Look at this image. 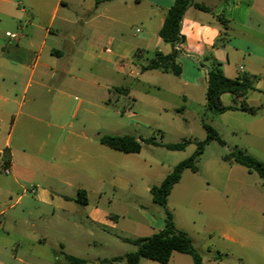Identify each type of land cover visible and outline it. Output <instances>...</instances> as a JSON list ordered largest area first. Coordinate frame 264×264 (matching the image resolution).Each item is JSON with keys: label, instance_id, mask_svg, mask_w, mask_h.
I'll return each instance as SVG.
<instances>
[{"label": "crops", "instance_id": "obj_1", "mask_svg": "<svg viewBox=\"0 0 264 264\" xmlns=\"http://www.w3.org/2000/svg\"><path fill=\"white\" fill-rule=\"evenodd\" d=\"M195 1L211 11L191 6L186 12L182 22L186 42L179 46L181 74L147 72H161L166 76L163 83L173 100L180 103L182 108L179 112L196 109L203 115L210 113L215 117L232 113L226 120L233 131L240 133L233 150L245 148L252 154L257 152L264 156V0ZM175 2L0 0V138L6 129L3 125L11 121L10 133L4 144L6 150L0 145V156L8 154V158L0 163L8 175L5 181H1L0 192L8 202L17 196L16 202L1 213L0 236L2 233L11 234L10 212L21 205L24 215L15 222L22 226V233L14 243L17 250L11 257L19 264H54L61 259L60 254L69 255L64 251L67 246H62L61 251L56 249V240L47 247L49 237L70 238L75 243L76 253L71 256L87 260L82 254L81 247L86 242L83 237L96 233L94 229L103 230V235L107 234L104 237L116 235L117 240L127 242L126 239L133 238H122L115 231L121 235L136 233L137 238H142L165 228V211L151 214L140 210V219L136 220L131 218L130 207L125 204L124 223L121 215L114 212L117 195L131 187L137 173L133 158L142 151L138 154L124 153L102 144L100 130L104 129L101 123L106 125L105 121L100 112L88 109V105L97 106L98 103L86 100L82 95L94 93V87H88V76L98 78L97 74L118 73L125 68L121 64L134 55L139 59L150 56V62L157 52L170 54L172 46L164 42L159 31L166 11ZM218 17L225 20L229 29L224 30ZM133 27L135 33L131 40L127 30ZM223 31L227 34L224 35ZM138 33L140 35H136ZM86 45H89V51L83 49ZM208 57L220 63L224 75L230 79L256 78V90L246 98L249 106L258 109L256 113L208 109ZM22 86L26 87L25 91L28 87H36L29 104L20 97ZM45 92L49 94L48 103L43 99ZM119 92L124 96L132 93L128 88ZM221 100L224 106L235 104L229 93L223 94ZM84 102L87 104L85 108ZM80 110H83V117L79 116ZM15 131L19 138L13 148L11 139ZM195 142L192 140L184 151L175 152L186 153L194 146L190 157L197 149ZM204 163L224 167L218 159L207 158ZM189 171L192 172H184L172 193ZM171 172H166L159 185ZM229 181H224L218 194L213 192L215 197L212 201L226 204L223 195L231 189ZM208 187L213 186L209 184ZM79 191L86 192L87 204L77 201ZM255 192L251 195L252 203L264 215V195ZM30 197L38 205L35 208L33 202L32 205L23 203ZM92 198H97V204L92 203ZM105 201L109 202L108 207L102 206ZM42 205L52 210L40 212L43 211ZM36 208L38 213L34 211ZM174 215L177 227L188 232V225L177 214ZM224 226V230L228 228L226 224ZM102 227L113 232L106 233ZM260 235L258 233L257 239L264 254V236ZM225 236L234 240L227 232ZM115 257L120 256L101 259ZM154 262L143 259L141 264ZM171 262L191 264L193 259L175 252L169 264ZM0 264L7 263L0 257Z\"/></svg>", "mask_w": 264, "mask_h": 264}, {"label": "rangeland", "instance_id": "obj_2", "mask_svg": "<svg viewBox=\"0 0 264 264\" xmlns=\"http://www.w3.org/2000/svg\"><path fill=\"white\" fill-rule=\"evenodd\" d=\"M127 31L128 37L133 40L135 27ZM83 49L89 51V45L84 46ZM149 58L150 56H145L139 59L134 55L121 64L125 68H122L118 73L113 75L96 73L98 78L88 76V87H94V93L89 94V96L82 95L86 100L89 99L98 103L97 106L88 105V109L101 113L106 124L101 123V127L104 129H101L100 132L103 135H129L139 138V141L142 140V152L135 155L132 161L137 168V173L133 177L131 187L117 195L113 204L114 212L121 215L120 218L124 223L126 220H123L125 213L123 205L125 204L130 207L131 218L136 220L140 219V210L151 214H155L157 211H165V208L154 202L150 188L159 185L167 171L173 170L179 162L188 158L194 146L189 148L186 153L175 152L164 147L149 145L147 140L155 139L163 143H180L190 139L205 140L207 133L202 125L204 120L205 123L218 130L226 142V146L217 141L208 144L204 156L199 162V173L188 172L181 185L175 188L169 197L167 208L188 225L186 227L188 228L187 233L191 236L196 250L201 254L203 264H264L262 245L257 239L258 233L262 234L260 236H264V223H262L264 222V215L262 210L251 200V195L255 194V191L264 195V184L257 174L249 173L246 168L239 165L223 164L222 160L224 155L233 150L240 137V133L233 131L229 126L230 123L226 120V117L232 113L215 117L210 113L203 115L201 111L196 109H186L179 112L178 110L182 108L180 103L173 100L163 83L166 76L161 72L141 74L142 67L149 63ZM25 88L22 86L20 97H23L24 101L29 104L31 94L36 87H28L27 91ZM122 88L131 89L132 93L124 96L119 92ZM43 96L44 101L48 103L49 94L45 92ZM86 106L87 104L84 102L83 107ZM81 113L83 110L79 111V116L83 117L84 113L82 115ZM131 113H134L135 116L130 117ZM3 126L6 129H3L0 145L5 151L4 144L10 133L11 121ZM18 136L15 131L11 139L13 148L16 146ZM240 149L264 162V156L260 153L256 152L254 155L245 148ZM6 158H8L7 153L0 156V163ZM207 158L218 159L224 167L205 164ZM7 177L8 175L0 167V184ZM229 179L231 180V189L226 195H223L226 204L212 201L215 197L213 192L218 194L221 191L220 187L224 185V181H229ZM209 184L213 187L209 188ZM228 185H230V181ZM27 189H30L29 185H27ZM6 200V197L0 192V216L2 211L16 202L17 196L13 197V201L8 202ZM27 202L32 205L33 199L31 197L26 198L23 203ZM92 203L97 204V198H92ZM36 206L38 205L33 202V207ZM102 206L108 207L109 202H103ZM41 209L43 211L40 212L43 213L52 210L44 205ZM34 211L35 213L39 212L37 208ZM10 215L11 234L4 235L2 233L3 236H0V249L4 253L0 257L7 264H19L11 257L17 250L14 243L22 233V226L15 222L17 218L24 215L22 206L13 208ZM225 224L228 228L224 230ZM89 225L92 226V223L90 222ZM102 229L106 233L113 232L105 227ZM94 230L96 233L93 235L83 237L86 238V242L81 248L83 256L88 261L86 264H99L101 258H110L114 255L122 257L136 250V246L132 243L123 242L121 239L117 240L116 235H113V238L104 237L107 234L103 235V230ZM226 232L234 240L226 238ZM115 234L133 238V240L134 238L137 239L136 233L125 232L124 235H121L119 231H115ZM69 239L66 240L65 237L60 236L49 237L47 247L52 246L56 240L58 251L62 250V246H67V249L64 250L67 254L71 255L73 252L76 254L75 243ZM59 242H62V245ZM60 257L61 259L54 264H71L64 254H60ZM193 263L191 262V264ZM114 264H125V262ZM170 264L175 263L171 262Z\"/></svg>", "mask_w": 264, "mask_h": 264}, {"label": "trees", "instance_id": "obj_3", "mask_svg": "<svg viewBox=\"0 0 264 264\" xmlns=\"http://www.w3.org/2000/svg\"><path fill=\"white\" fill-rule=\"evenodd\" d=\"M139 2V0H136ZM194 6L200 10L211 11L205 5L197 3L195 0H176L175 4L166 11L164 24L159 31V36L164 42L172 46V52L168 55H163L157 52L150 62L142 67V72L147 71H162L173 73L177 76L181 74V68L178 65V59L181 55L179 46L186 42L185 36L182 34V22L188 9ZM220 23L229 29L225 24V20L218 17ZM223 34L227 33L223 31ZM208 64V87L206 92L207 107L209 110L217 112L226 111H245L256 113L257 108L251 107L246 103L248 95L256 90V78L251 76H243L240 79H230L226 77L218 63L212 57L206 58ZM229 93L234 98L233 106H224L221 96ZM203 128L207 133V137L203 141H196V151L187 159L177 164L172 172L159 186H153L150 192L153 200L158 205L165 208L166 226L163 230L149 237L137 238L134 240L126 239L127 242L136 246L134 252L128 253L122 257L112 259H101V264H112L116 262H125V264H141L143 259L153 260L160 264H169L175 252L186 254L192 257L194 264H203L201 254L196 250L194 242L190 235L180 230L177 227L175 215L168 210V198L172 193L173 188L177 185L186 170H191L194 173L199 172V160L204 153L208 144L212 141H217L225 146L226 143L218 133V131L207 123H203ZM100 142L114 150L124 153L138 154L142 151L143 144L134 136H119V135H103ZM149 145L164 147L170 151H184L192 140H183L180 143H163L155 139L147 140ZM224 162L229 164H237L244 168L249 173H255L264 184V162L258 160L254 156L248 154L240 148L232 150L230 153L222 157ZM77 201L85 205L87 204V194L85 191H79ZM66 258L71 264H86L85 259H79L71 255H66Z\"/></svg>", "mask_w": 264, "mask_h": 264}, {"label": "built area", "instance_id": "obj_4", "mask_svg": "<svg viewBox=\"0 0 264 264\" xmlns=\"http://www.w3.org/2000/svg\"><path fill=\"white\" fill-rule=\"evenodd\" d=\"M12 36H14V35H12ZM9 171L7 170V173H8Z\"/></svg>", "mask_w": 264, "mask_h": 264}]
</instances>
